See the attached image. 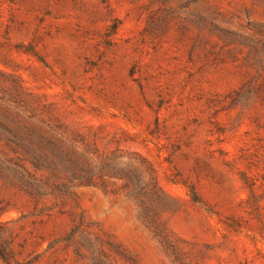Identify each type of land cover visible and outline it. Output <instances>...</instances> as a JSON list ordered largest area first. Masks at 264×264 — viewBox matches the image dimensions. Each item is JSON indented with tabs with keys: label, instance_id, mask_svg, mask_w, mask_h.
Segmentation results:
<instances>
[{
	"label": "rangeland",
	"instance_id": "obj_1",
	"mask_svg": "<svg viewBox=\"0 0 264 264\" xmlns=\"http://www.w3.org/2000/svg\"><path fill=\"white\" fill-rule=\"evenodd\" d=\"M0 72L78 146L145 160L162 192L154 221L112 178L29 195L0 145L9 258L264 264V0H0Z\"/></svg>",
	"mask_w": 264,
	"mask_h": 264
},
{
	"label": "trees",
	"instance_id": "obj_2",
	"mask_svg": "<svg viewBox=\"0 0 264 264\" xmlns=\"http://www.w3.org/2000/svg\"><path fill=\"white\" fill-rule=\"evenodd\" d=\"M0 79V145L9 151L1 152V158L20 170L21 175L33 180L26 184V189H29L26 193H38L41 189L39 184L44 182L53 191L62 189L63 193L72 194L77 187L112 178L122 182L128 196L143 207L147 220L154 221L159 217L162 192L145 160L120 163V156L116 154L98 157L96 150L92 152L78 146L82 139L66 136L60 132L59 125L51 124L49 117L42 118L35 96L27 92L17 76L0 72ZM25 162L35 169L47 170L54 181L52 186L48 184L50 179L37 181L24 168ZM245 181L249 183L250 179L245 177ZM186 187L191 201L200 204L194 189ZM248 187L253 194V184ZM155 232L159 236L163 233L160 230ZM99 255L106 259L101 251ZM0 256L7 264H22L9 258L1 247Z\"/></svg>",
	"mask_w": 264,
	"mask_h": 264
}]
</instances>
